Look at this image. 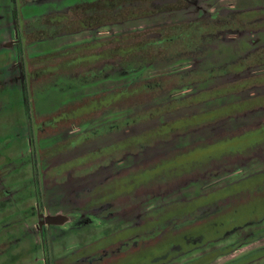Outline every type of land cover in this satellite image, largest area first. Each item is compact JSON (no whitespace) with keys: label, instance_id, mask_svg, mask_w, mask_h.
<instances>
[{"label":"rangeland","instance_id":"rangeland-1","mask_svg":"<svg viewBox=\"0 0 264 264\" xmlns=\"http://www.w3.org/2000/svg\"><path fill=\"white\" fill-rule=\"evenodd\" d=\"M92 1L20 0L24 13L21 25L27 33L33 32L39 28L42 17L66 13L77 4ZM189 3L190 7L183 11L164 13L153 19L100 31H86L39 41L28 49L31 59L56 54L49 63H41L50 65L48 69L56 73L51 78L42 79L38 85H33L35 98L41 97L42 105L35 117L47 125V122H57L54 110L60 106L61 100L78 88L95 85L94 81L86 86L77 83L80 82L79 77L92 72L89 68L91 65L87 67L91 61L99 59V53H91L92 47L99 40L148 26L184 23L186 27H192L188 29L187 40L199 43L184 48L185 52L179 55H174L172 51L152 68H168L172 75L178 74L182 83L170 85L169 76L166 78L170 85L168 93L162 94L156 101L161 110L136 108L142 114L137 117V120H142V132L149 131L141 134L140 138L124 141L123 132L125 137L133 132L132 128L126 127L123 121L124 131L111 134L110 124H117L121 118H117L116 113H109V126L103 120L97 125L87 126L92 132L91 136L102 132L103 137L97 138L102 140L78 146L83 153L88 154L94 149L103 150L75 160L74 157L81 152L77 155H74V151L67 152L73 144L71 141L61 138L47 142L44 139L54 130L50 126L51 132L41 134L37 148L53 155L54 143H59L65 152L56 158L41 161L40 171L45 170L43 177L38 173L29 177V169L23 170L33 164V156L28 145L29 125L20 103L21 89L19 84L12 81L14 85L9 87L12 89L5 91L7 94L3 97L11 103L12 108L8 113L0 115V140L6 142L0 145V167L5 166V171L13 172L3 181L6 186L4 189L21 184V181L25 184L28 181L31 186L27 193H21L15 200L16 210L12 216L6 217L9 211L7 214L3 212L4 205L0 203V264H42L41 260L45 256L51 264H128L126 262H132L137 254L157 247L167 239H176L170 236L171 232L180 235L192 234L196 230L223 228L227 226L226 218L232 215L244 217L243 222H246L249 217L255 219L259 216L255 214L258 211L264 213V202L258 197L255 199L253 195L250 201L254 204L243 205L234 210L236 214L230 213V206L223 210L221 207L216 208L209 214L211 205L218 201L206 203L204 210L201 209L203 213L195 210L202 203L198 201L202 194V198L228 197L230 192L242 187V182L250 183L251 188L264 186V173H261L264 171V131L261 130L264 123V97H260L264 95V87L260 86L257 90L260 96L251 99L250 93L255 81H264V0H189ZM1 25L0 42H12L14 27L11 18L5 15ZM207 40H214V43H208ZM15 55L14 50L3 51L0 55V69H5L0 78L4 82L14 76L11 67L15 64ZM179 61H184V64L191 62L193 65L182 70L174 69ZM31 78H39L37 71L31 74ZM123 85L125 81L106 82L85 91L88 94ZM118 93L115 90L111 97ZM162 110H168L170 114L150 120ZM209 112H215L212 117L214 119L185 128L189 130L181 131L183 133L155 137L156 133L152 131L173 118L193 117ZM151 114H154L153 117ZM216 114L220 117L215 118ZM35 126L38 128V125ZM259 130L263 132L256 133ZM242 139L252 142L248 148L237 147L236 144L243 142L240 141ZM7 146H11L9 151L3 149ZM229 147L233 151L225 153ZM206 151L209 154L223 151L225 155L214 159L205 157L202 162L197 159L189 161L191 158H202ZM173 161L180 165L173 175L162 173L164 175L161 177L141 183L124 195H114L113 191L122 193L124 189L128 190L137 184L128 185L132 180L126 181L121 188L118 185L110 190V182L118 180L122 175L128 179L127 175L132 174L135 179L132 182H138V174L145 175L149 169H172ZM121 162L123 164L119 166ZM235 172L237 175L231 177ZM98 174L104 178L92 183L90 177ZM214 182L218 184L201 190ZM2 186L0 182V191ZM17 192L20 193L19 190ZM114 197L116 199L112 203H103V200ZM37 202L41 204V213L37 211ZM234 207L238 208L239 203ZM57 212H62L64 218L68 219L67 224L50 226L41 232L33 231L42 213L53 216ZM256 229H264V226ZM38 237L46 238L45 247L36 243ZM220 243L229 244L228 241ZM192 249L186 248L191 250L188 257L178 263L210 253V248L201 252ZM243 253L220 257L213 264H224Z\"/></svg>","mask_w":264,"mask_h":264},{"label":"flooded vegetation","instance_id":"flooded-vegetation-1","mask_svg":"<svg viewBox=\"0 0 264 264\" xmlns=\"http://www.w3.org/2000/svg\"><path fill=\"white\" fill-rule=\"evenodd\" d=\"M5 15L7 17L11 18V22L13 23L14 27V39L12 42L9 43H1L0 42V55H2V52L4 51H10L14 50L16 51V55L14 57L15 64L11 67V70L14 73V76H11V79L4 82L3 79L0 78V86L3 87L4 91L8 92L12 88H9L14 83L12 81H15L16 84H19V87L21 89V93L24 97V102L26 103V100L30 103V113H27L26 110V118H27V124L29 125V141L28 145L30 146L31 154L33 156V164L31 166L25 167L23 170L30 172L29 177L32 174L38 173L39 176L43 177V172H41V161L60 156L62 153L65 152V149H61L59 143H54L55 148L53 149V155H50L48 153H43V150H39L37 147V141L40 139L41 134L45 132H51L49 130L50 126L54 127V130L52 131L49 136H46L44 139L46 141H53V140H59L63 138L67 142L73 143L72 146L67 151L68 153L74 151L77 155L79 152H81L80 155L77 157H74L75 160L79 159L80 157H88L90 155H93L101 150L94 149L91 151L90 154L83 153L81 149L78 147L85 145L86 143H95L98 140L97 138H102L103 133H94L92 136L91 130L87 128L88 125H97L100 121L109 122V100H103V95L101 93L103 91L107 90H100L97 92H92L86 94L87 89H92L97 86H87L83 88H78L74 93L67 95L63 100L60 101V106L55 108V115L58 117V120L55 124H50L47 122V125H43L37 117H35L36 111H39V108H35L33 106V85H38L39 81L42 79L53 77V75L56 73V71H51V69H48L50 65L41 64V63H49L54 55L56 54H50L44 57H37L34 59H31L28 56V49L31 47L33 48L39 41H45V40H51L55 39L60 36L65 35H59L57 37L51 38V39H43L39 40L36 38V30L33 32L27 33L26 30H24V27L21 25V21L23 18V10L22 6L20 5V0H0V30L2 27V21L4 20ZM33 42V43H32ZM32 43V44H30ZM48 65V66H47ZM56 65V64H55ZM54 65V66H55ZM5 70V69H4ZM4 70L0 69V75L3 73ZM37 71V75H39V78L34 79L31 78V74ZM19 73V76H18ZM40 73V74H38ZM17 74V75H16ZM255 79H249V81H254ZM258 81V82H257ZM255 81L256 83L252 86L253 89L250 92L251 93V99L256 96H260L258 88L261 86L264 87V81ZM89 83V82H88ZM86 84H79V85H87ZM80 87V86H79ZM85 91V92H83ZM249 93V94H250ZM253 94V95H252ZM264 97V95L260 96ZM249 100V99H247ZM62 104V105H61ZM23 107V106H22ZM42 107V105H41ZM29 114L31 116V119L29 120ZM98 114H100L101 117L98 118ZM117 118H121V121L116 123L110 124L111 134L123 132V112L120 111L116 114ZM48 118V117H47ZM32 122V123H31ZM35 125H38V128H36ZM109 126V125H108ZM262 126V125H261ZM261 130L264 131V126ZM84 129H87V131H84ZM259 130L256 133H262L263 131ZM20 132V131H19ZM107 132V130H106ZM22 133V132H21ZM124 132L122 134V137L124 138ZM50 137V138H49ZM22 138V137H21ZM81 141L79 142V140ZM5 141V140H4ZM6 143V142H5ZM36 143V145H35ZM27 145V146H28ZM34 146H36L34 148ZM105 148H108L106 146ZM104 148V149H105ZM28 150V149H27ZM73 160V159H72ZM68 161V159H66ZM36 162V165H35ZM123 162L118 163L119 166H121ZM5 170V169H4ZM3 173V172H1ZM5 173H13V172H7ZM16 174H20L21 172H14ZM112 173V172H110ZM109 173V174H110ZM261 173H264L262 171ZM237 175V172L232 173L230 176ZM3 176V174H0V177ZM40 176V177H41ZM28 177V178H29ZM128 179H126V175H122L121 178L118 180L110 182V190H113L116 188V186L119 185L122 186L126 181H135L133 180L134 176L132 177V174L127 175ZM104 178L101 175L91 176L89 180L92 181V183H95L97 180ZM126 179V180H125ZM123 181V183H121ZM130 182L128 185H135L134 187L128 188V190L124 189L122 193H115L113 191L114 195H124L127 192L133 191L138 185H140L138 182ZM151 181V180H150ZM148 181V182H150ZM147 182V183H148ZM145 183V182H143ZM218 184V182L210 183L209 185L202 187L201 190L208 189L214 185ZM250 184V183H249ZM249 184H246V182H242L240 185L242 187H239L238 190H235L234 192H230V194L224 197H207L202 198L203 194L198 197V201L201 203L199 206L195 208V210H204L206 203H213L215 201H218L216 203L219 204H212L211 205V211H209V214H212L216 208L221 207L222 210L226 207L230 206L229 211L230 213H235L234 210L241 208L243 205H253L254 203L250 201V196L258 197L262 202H264V186H257L255 188H251ZM24 185H26L25 188ZM30 184L21 181V184L14 185L13 187H8L4 189L6 186L2 187V190L0 191V198L3 207V212L7 214L9 211V214L6 215V217H10L14 214V211L16 210V199L21 193H27V191L30 189ZM121 188V187H120ZM4 189V190H3ZM20 191L18 193L17 191ZM218 191V190H215ZM228 194V193H227ZM213 197V196H212ZM39 198V197H38ZM187 198V197H186ZM185 198V199H186ZM114 198H107L103 200V203L107 202H113ZM184 199V200H185ZM220 199V200H216ZM188 200V199H187ZM222 200V201H221ZM29 201V200H28ZM186 201V200H185ZM228 201V202H227ZM39 202V201H38ZM37 202V203H38ZM230 202H235L230 204ZM260 205H263L262 202L257 201ZM26 203V201H24ZM236 203H239V207L235 208L234 205ZM230 204V205H229ZM41 204H37V211L41 213ZM199 211L200 213H203V211ZM259 216H256L255 219H251L249 217V221L243 222L244 217H230L226 218L227 226L224 225V227H220L218 229L216 228H210V229H204V230H196L192 234H173L171 232V237H177L176 239H167L164 243L157 247H152L151 249L137 254L133 261L126 262L128 264H213L217 261L220 257H225L231 254L235 253H243V251L247 250L245 253L240 254L238 257H234V259L229 260L225 262L224 264H264V229H256L258 227L264 226V213L261 212L255 213ZM60 216L64 218L62 212H57L53 216H48L47 213H42V216L39 217V223L38 221L36 224H34L33 231L35 232H41L45 230L46 228L50 226H62L67 224L68 219H66L65 223L59 224V225H51L47 223L48 217H56ZM245 221V220H244ZM230 222V223H229ZM234 222V223H231ZM45 237H38L36 243L41 244L45 247ZM229 242V244H222L220 242ZM192 250H200L199 252L203 251L204 249L210 248V253L202 254L199 257H196L194 259H190L186 262H179L182 261V259H185L188 257L189 251L186 250V248H191ZM45 249V248H44ZM46 252V250L44 251ZM198 252V253H199ZM177 258V261L175 259ZM180 258V259H179ZM179 259V260H178ZM42 264H51L50 259L45 256L43 260H41Z\"/></svg>","mask_w":264,"mask_h":264},{"label":"trees","instance_id":"trees-1","mask_svg":"<svg viewBox=\"0 0 264 264\" xmlns=\"http://www.w3.org/2000/svg\"><path fill=\"white\" fill-rule=\"evenodd\" d=\"M188 7H190L189 0H93L89 3L77 4L66 13L42 17L35 35L39 40H43L51 39L59 35H75L86 31H100L141 20L153 19L164 13L183 11L188 9ZM190 28L192 27H186L184 23H174L172 25L162 24L161 26L153 25L132 32L116 34L108 37L106 40H99L96 45L97 47H92L91 53H99L100 56H97L99 59L97 61H91V64L87 67L91 65L89 68H91L92 72L79 77L80 82L77 84H86L94 81V86H98L106 82L125 81V85L101 93L103 100H109V113L117 114V112L122 111L125 126L132 128L131 130L133 132L126 134L124 141L130 140V138H140L141 134L149 131L142 132V120H137V117L142 114H139L137 109L139 107H146V109H149L148 111L154 109L161 110L156 104L159 97L162 94L168 93L167 88L171 84L182 83L178 74L172 75L168 71V68H152L164 60L172 51H174V55H179L185 52L184 48L194 47L199 44H196L195 40H187V33ZM207 42L214 43V40H207ZM184 63V61H179L174 69L182 70L185 67L193 65L191 62ZM168 76L171 81L170 85H168L169 83L166 80ZM50 85L49 87H51ZM115 90L119 93L111 97V94ZM50 92L51 89L47 93L49 94ZM6 94L3 87L0 86V115L8 113L12 108L11 103L6 102L3 98ZM23 99L22 94V102L20 100V103L26 110L28 117L30 103L28 100L25 103ZM114 102L119 103L114 104ZM32 103L35 108L41 107V97L35 98V94H33ZM168 114H170L168 110H162L161 113L155 114L156 117L150 120H157L159 117ZM214 114L215 112H209L205 115L190 116L191 118H173L170 121L167 120L168 122L163 125L158 124L160 127L158 129L156 128V131L154 129L152 131L156 133L155 137H163L168 133L176 135L183 133L181 131L186 130L185 128H191V126L214 119L212 118ZM151 115L153 117L154 114ZM204 116L205 118H203ZM218 117L220 115L216 114L215 118ZM30 119L31 116L29 114ZM262 126H264V123H262ZM240 141H243V139ZM2 142L5 143L4 139L0 140V145L3 144ZM251 143L243 141L236 145L238 148L242 146L248 148ZM10 147H3V149L9 151L11 149ZM1 150L2 148L0 147ZM228 150L233 151L232 147H229L224 152L230 153ZM224 152L209 154L206 151V154L202 155V158H191L189 161L197 159L202 162L201 160L206 159L205 157L214 159L220 155H225ZM178 164L177 161H173L172 169H149L147 170V174H138L136 179L140 184L154 180L158 176L161 177V175H164L162 173L173 175L177 172V168L180 167ZM4 169L5 166L0 167V173L3 172V176H1L3 180L0 182L1 185L5 186L3 181H6L11 173H5Z\"/></svg>","mask_w":264,"mask_h":264},{"label":"water","instance_id":"water-1","mask_svg":"<svg viewBox=\"0 0 264 264\" xmlns=\"http://www.w3.org/2000/svg\"><path fill=\"white\" fill-rule=\"evenodd\" d=\"M47 223L51 225H59L65 223L66 219L60 216L46 218Z\"/></svg>","mask_w":264,"mask_h":264}]
</instances>
